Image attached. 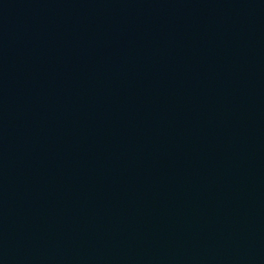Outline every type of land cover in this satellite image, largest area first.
I'll use <instances>...</instances> for the list:
<instances>
[{
  "label": "water",
  "instance_id": "95a60500",
  "mask_svg": "<svg viewBox=\"0 0 264 264\" xmlns=\"http://www.w3.org/2000/svg\"><path fill=\"white\" fill-rule=\"evenodd\" d=\"M0 264H264V0H0Z\"/></svg>",
  "mask_w": 264,
  "mask_h": 264
}]
</instances>
